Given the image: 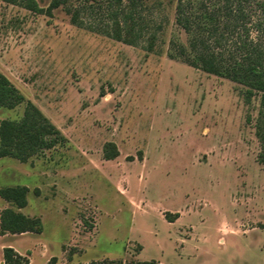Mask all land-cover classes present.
I'll return each mask as SVG.
<instances>
[{"label": "rangeland", "instance_id": "rangeland-1", "mask_svg": "<svg viewBox=\"0 0 264 264\" xmlns=\"http://www.w3.org/2000/svg\"><path fill=\"white\" fill-rule=\"evenodd\" d=\"M180 1L138 0L143 36L129 45L106 33L115 0H74L52 16L0 0V70L64 136L27 162L0 157V187L33 181L18 210L43 223L42 233H0V261L11 246L32 249V264H41L45 245L58 264H264L259 100L246 103L242 85L192 64L205 49L193 40L206 34L200 20L192 32L178 23ZM182 1L197 16L223 5ZM263 5L245 2L240 23L262 45ZM237 18L216 14L212 25ZM25 107H0V122L20 119ZM109 142L120 151L112 160ZM15 164L38 177L14 175ZM6 202L0 197V212Z\"/></svg>", "mask_w": 264, "mask_h": 264}, {"label": "trees", "instance_id": "trees-1", "mask_svg": "<svg viewBox=\"0 0 264 264\" xmlns=\"http://www.w3.org/2000/svg\"><path fill=\"white\" fill-rule=\"evenodd\" d=\"M2 1L22 5L34 13H46L52 16L54 10L59 8L65 7L71 11L69 7L74 0H50L47 8L43 7L39 0ZM115 1L119 4V10L112 15L111 29L106 30V33L115 40L135 45L143 36L144 29L143 19L134 10L138 0H127V6L123 4V0ZM222 1L223 5L214 3L213 6L206 7L200 16H197L194 11L188 12L186 4L181 0L176 5L177 21L188 32L194 30V24L199 20L203 24L206 35H202L200 39L199 35L195 36L193 45L202 43L205 49L191 59L194 66L202 68L207 73L227 77L242 85L246 103L251 104L254 99L259 100V112L254 120V127L260 143L257 161L264 167V45L252 39L250 28L240 24L245 16L243 4L250 0ZM262 8L264 11V5ZM190 9L192 10V5ZM216 14L222 15L227 20L236 15L238 24L226 25L225 29L213 26L212 21ZM71 21L83 25L79 22L78 12H72ZM241 25L243 30L239 32ZM235 33L237 34L236 40ZM156 39L155 34L150 36L149 51L154 50ZM228 41L232 44L229 45L230 47H228ZM210 43L214 45L213 48ZM23 103H26V107L20 119H4L0 122V157H13L21 162H27L44 150L53 149L61 139H64V136L61 130L0 70V107L14 109ZM247 120L252 122L251 116H248ZM104 153L107 160H112L119 156L120 151L114 142H109L105 145ZM29 191L30 188L26 185L0 187V197L11 204L10 207L0 212V233L2 235L43 232L40 217L29 216L19 211L28 205ZM179 215V213H166V217L171 221L179 218ZM3 257L5 264H30L29 257L20 254L13 247H5ZM57 262V257H52L47 264H57ZM125 264L163 263L150 260L132 261Z\"/></svg>", "mask_w": 264, "mask_h": 264}, {"label": "crops", "instance_id": "crops-1", "mask_svg": "<svg viewBox=\"0 0 264 264\" xmlns=\"http://www.w3.org/2000/svg\"><path fill=\"white\" fill-rule=\"evenodd\" d=\"M2 158H4V157H2ZM3 162H5V163H7L6 161H3ZM20 163H22V162H20ZM21 165V164H20ZM13 174L14 175H16V176H23L24 178H27V179H30V180H32V178L35 176H37L38 175V172H37V170L35 169V167H31L30 169H28L26 172H25V174H21V166H19V165H17V164H15L14 166H13ZM38 177V176H37ZM19 185V184H18ZM22 185H26V186H28L29 188H30V191H31V188H32V185H33V181L32 182H29V183H24V184H22ZM29 191V192H30ZM7 204H9L8 202H6ZM21 211H22V209H21ZM22 234H24V235H29V234H36V233H32V232H26V233H22ZM5 235H7V234H5ZM8 247H11V246H8ZM4 248L5 247H3V251H4ZM14 248V247H13ZM16 251H18L20 254H22V255H27L28 257H29V259H30V264H32V259H31V257H32V254H33V250L32 249H27L26 251H21V250H19V249H17V248H14ZM42 251H43V256H44V258H43V261H42V263L41 264H47L48 262H49V260L52 258V257H57V256H55V255H53V254H51V252H50V249H49V247L48 246H42ZM0 264H5V262H4V257H3V259H2V261H0ZM58 264V263H57ZM61 264H65L64 262H62Z\"/></svg>", "mask_w": 264, "mask_h": 264}]
</instances>
